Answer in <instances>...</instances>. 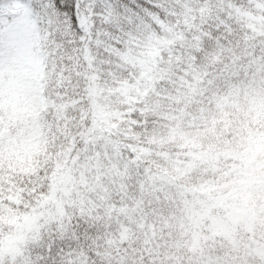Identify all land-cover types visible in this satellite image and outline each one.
I'll use <instances>...</instances> for the list:
<instances>
[{"label":"snow or ice","instance_id":"obj_1","mask_svg":"<svg viewBox=\"0 0 264 264\" xmlns=\"http://www.w3.org/2000/svg\"><path fill=\"white\" fill-rule=\"evenodd\" d=\"M0 264H264V0H0Z\"/></svg>","mask_w":264,"mask_h":264}]
</instances>
